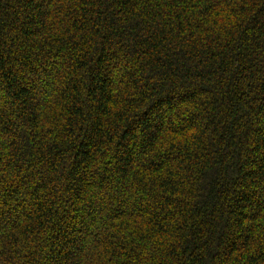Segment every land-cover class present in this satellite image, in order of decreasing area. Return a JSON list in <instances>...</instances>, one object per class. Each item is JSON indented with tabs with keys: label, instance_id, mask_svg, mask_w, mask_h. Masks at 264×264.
I'll return each instance as SVG.
<instances>
[{
	"label": "trees",
	"instance_id": "1",
	"mask_svg": "<svg viewBox=\"0 0 264 264\" xmlns=\"http://www.w3.org/2000/svg\"><path fill=\"white\" fill-rule=\"evenodd\" d=\"M0 264H264V0H0Z\"/></svg>",
	"mask_w": 264,
	"mask_h": 264
}]
</instances>
